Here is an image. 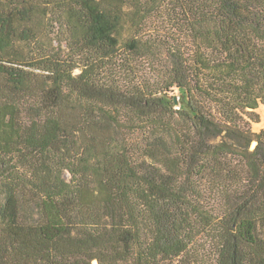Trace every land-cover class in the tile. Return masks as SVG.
Returning a JSON list of instances; mask_svg holds the SVG:
<instances>
[{"label": "trees", "instance_id": "16d2710c", "mask_svg": "<svg viewBox=\"0 0 264 264\" xmlns=\"http://www.w3.org/2000/svg\"><path fill=\"white\" fill-rule=\"evenodd\" d=\"M259 105L264 0H0V264H264Z\"/></svg>", "mask_w": 264, "mask_h": 264}, {"label": "rangeland", "instance_id": "374dc122", "mask_svg": "<svg viewBox=\"0 0 264 264\" xmlns=\"http://www.w3.org/2000/svg\"><path fill=\"white\" fill-rule=\"evenodd\" d=\"M58 31V28H55V32ZM79 72V70L75 71V74H77ZM253 115H255L254 117H256L255 121H250V128L252 130V132L254 133H258L259 131H261L262 129H264V106L263 105H259L257 109H255V111H253ZM255 143L251 144V149L254 148ZM64 178L66 181H69L70 179V175L68 174V172H64L63 174ZM198 249L199 251L203 248H207V249H203L202 251V261L204 264H211L212 262V257L210 255V252L208 251V247L209 244L207 241H205V239L203 241H201L198 245ZM96 262V261H95ZM97 264V262H96Z\"/></svg>", "mask_w": 264, "mask_h": 264}, {"label": "bare ground", "instance_id": "6f19581e", "mask_svg": "<svg viewBox=\"0 0 264 264\" xmlns=\"http://www.w3.org/2000/svg\"><path fill=\"white\" fill-rule=\"evenodd\" d=\"M92 264H96V262L95 261H93V263Z\"/></svg>", "mask_w": 264, "mask_h": 264}]
</instances>
